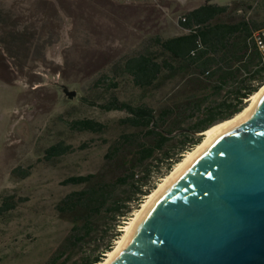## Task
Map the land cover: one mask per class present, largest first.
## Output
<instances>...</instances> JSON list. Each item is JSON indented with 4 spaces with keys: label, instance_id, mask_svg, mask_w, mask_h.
Here are the masks:
<instances>
[{
    "label": "rangeland",
    "instance_id": "rangeland-1",
    "mask_svg": "<svg viewBox=\"0 0 264 264\" xmlns=\"http://www.w3.org/2000/svg\"><path fill=\"white\" fill-rule=\"evenodd\" d=\"M206 3L229 6L224 21L264 27V0H0V41L8 43L0 45V201L11 194L19 199L0 219V264H45L55 253L71 229L56 206L79 189L63 181L101 172L109 146L129 131L118 123L125 112L99 105L115 95L158 111L181 90L176 78L142 91L118 66L157 49L156 37L187 33L180 20ZM24 28L32 38L20 53L3 36ZM64 88L76 97L69 100ZM84 119L106 129L73 130L72 122ZM58 142L72 150L47 161L45 151ZM16 168L30 174L16 176Z\"/></svg>",
    "mask_w": 264,
    "mask_h": 264
},
{
    "label": "trees",
    "instance_id": "trees-1",
    "mask_svg": "<svg viewBox=\"0 0 264 264\" xmlns=\"http://www.w3.org/2000/svg\"><path fill=\"white\" fill-rule=\"evenodd\" d=\"M229 12V6L212 3L193 9L185 14V21L180 20L187 33L156 37L157 49L147 48L120 63L121 73L142 91L176 78L181 80V90L158 111L115 95L99 105L102 111L125 112L127 116L118 123L129 131L109 146L101 172L63 181L62 185L79 187L56 206L71 229L45 264L102 263L159 181L202 143L204 132L241 113L264 86V62L254 44L260 26L246 19L224 21ZM7 37L21 53L30 47L32 34L28 28L17 34L6 30L3 39ZM72 128L102 133L106 125L84 119L72 122ZM71 150L58 142L45 151V159L52 161ZM13 174L27 177L30 168H16ZM18 205L15 195L2 197L0 219Z\"/></svg>",
    "mask_w": 264,
    "mask_h": 264
},
{
    "label": "water",
    "instance_id": "water-1",
    "mask_svg": "<svg viewBox=\"0 0 264 264\" xmlns=\"http://www.w3.org/2000/svg\"><path fill=\"white\" fill-rule=\"evenodd\" d=\"M107 264H264V94L171 178Z\"/></svg>",
    "mask_w": 264,
    "mask_h": 264
},
{
    "label": "bare ground",
    "instance_id": "bare-ground-1",
    "mask_svg": "<svg viewBox=\"0 0 264 264\" xmlns=\"http://www.w3.org/2000/svg\"><path fill=\"white\" fill-rule=\"evenodd\" d=\"M263 94L264 86L248 100V105L241 113L237 114L230 120L216 124L215 126L208 129L206 132H204V139L202 143L184 156L182 161L175 166L172 172L163 179L157 189L152 192L148 197H146L144 203H142L141 208L135 212L134 216L128 222H126L122 229V236L116 241L114 249L107 254L105 260L100 264H107L116 255V253L126 244L129 236L134 230L135 225L144 215L149 203L152 202L158 196L161 190L169 183L171 178L175 174H177L187 163H189L190 160H192L197 154H199L201 150L204 149L212 140H214L222 133L230 130L237 124L241 123L243 120H245L250 115L254 106L257 104Z\"/></svg>",
    "mask_w": 264,
    "mask_h": 264
},
{
    "label": "built area",
    "instance_id": "built-area-1",
    "mask_svg": "<svg viewBox=\"0 0 264 264\" xmlns=\"http://www.w3.org/2000/svg\"><path fill=\"white\" fill-rule=\"evenodd\" d=\"M185 21V18L182 19ZM254 44L257 47L264 62V27L254 33Z\"/></svg>",
    "mask_w": 264,
    "mask_h": 264
}]
</instances>
